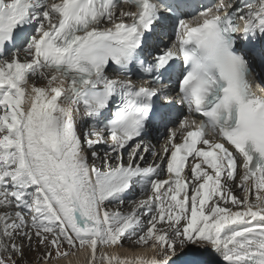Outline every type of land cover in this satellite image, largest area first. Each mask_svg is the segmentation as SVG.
Here are the masks:
<instances>
[{"label": "snow or ice", "instance_id": "snow-or-ice-1", "mask_svg": "<svg viewBox=\"0 0 264 264\" xmlns=\"http://www.w3.org/2000/svg\"><path fill=\"white\" fill-rule=\"evenodd\" d=\"M239 41L264 0H0V264H264Z\"/></svg>", "mask_w": 264, "mask_h": 264}, {"label": "bare ground", "instance_id": "bare-ground-1", "mask_svg": "<svg viewBox=\"0 0 264 264\" xmlns=\"http://www.w3.org/2000/svg\"><path fill=\"white\" fill-rule=\"evenodd\" d=\"M234 187V186H233ZM234 190H235V192H236V195H240V192H239V190L238 189H235V187H234ZM136 196H139V194L137 193V195ZM136 196L135 197H129V199H134V198H136ZM125 211H127V210H129L128 208H125L124 209ZM127 243V242H126ZM28 254H30L31 255V253H27V255ZM28 257V256H27ZM33 257V256H32ZM31 258V257H30ZM33 264H36V260L34 261V262H32Z\"/></svg>", "mask_w": 264, "mask_h": 264}, {"label": "rangeland", "instance_id": "rangeland-1", "mask_svg": "<svg viewBox=\"0 0 264 264\" xmlns=\"http://www.w3.org/2000/svg\"><path fill=\"white\" fill-rule=\"evenodd\" d=\"M31 253V255L30 254H28L27 256V260L28 261H35V257H36V253H34V252H30ZM33 256V257H32ZM31 257V258H30Z\"/></svg>", "mask_w": 264, "mask_h": 264}]
</instances>
